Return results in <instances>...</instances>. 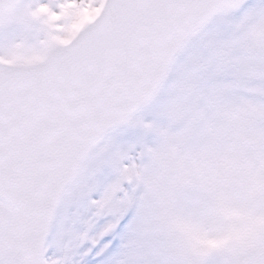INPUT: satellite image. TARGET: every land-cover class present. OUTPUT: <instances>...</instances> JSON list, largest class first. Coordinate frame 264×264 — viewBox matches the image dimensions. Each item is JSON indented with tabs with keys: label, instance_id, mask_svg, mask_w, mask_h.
Instances as JSON below:
<instances>
[{
	"label": "snow or ice",
	"instance_id": "6c2138e0",
	"mask_svg": "<svg viewBox=\"0 0 264 264\" xmlns=\"http://www.w3.org/2000/svg\"><path fill=\"white\" fill-rule=\"evenodd\" d=\"M259 21L264 0H0V264H182L152 149L177 104L201 131L264 107V44L240 46Z\"/></svg>",
	"mask_w": 264,
	"mask_h": 264
},
{
	"label": "rangeland",
	"instance_id": "374dc122",
	"mask_svg": "<svg viewBox=\"0 0 264 264\" xmlns=\"http://www.w3.org/2000/svg\"><path fill=\"white\" fill-rule=\"evenodd\" d=\"M261 44L264 21L252 24L240 38L246 51ZM233 60L241 63L239 57ZM253 91L264 94V88ZM261 120L264 107L225 103L201 131L191 124L184 106L177 104L168 127L160 130V143L152 149L153 170L145 181L152 205L150 222L168 237L182 264H231L226 250L247 246L256 247L264 259ZM189 251L193 257L189 258Z\"/></svg>",
	"mask_w": 264,
	"mask_h": 264
},
{
	"label": "water",
	"instance_id": "95a60500",
	"mask_svg": "<svg viewBox=\"0 0 264 264\" xmlns=\"http://www.w3.org/2000/svg\"><path fill=\"white\" fill-rule=\"evenodd\" d=\"M228 255L234 264H257L258 262L257 252L252 247L246 248L243 251L230 249Z\"/></svg>",
	"mask_w": 264,
	"mask_h": 264
}]
</instances>
